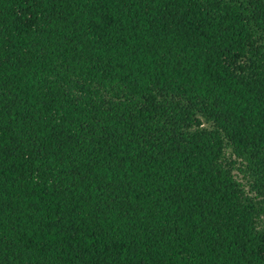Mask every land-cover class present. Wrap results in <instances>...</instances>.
<instances>
[{
    "label": "trees",
    "instance_id": "trees-1",
    "mask_svg": "<svg viewBox=\"0 0 264 264\" xmlns=\"http://www.w3.org/2000/svg\"><path fill=\"white\" fill-rule=\"evenodd\" d=\"M0 264H264V0H0Z\"/></svg>",
    "mask_w": 264,
    "mask_h": 264
},
{
    "label": "rangeland",
    "instance_id": "rangeland-1",
    "mask_svg": "<svg viewBox=\"0 0 264 264\" xmlns=\"http://www.w3.org/2000/svg\"><path fill=\"white\" fill-rule=\"evenodd\" d=\"M241 177V176H240ZM247 188H249L248 186H247Z\"/></svg>",
    "mask_w": 264,
    "mask_h": 264
}]
</instances>
